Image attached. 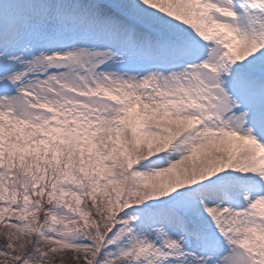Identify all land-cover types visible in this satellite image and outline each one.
<instances>
[{
	"label": "snow or ice",
	"instance_id": "obj_1",
	"mask_svg": "<svg viewBox=\"0 0 264 264\" xmlns=\"http://www.w3.org/2000/svg\"><path fill=\"white\" fill-rule=\"evenodd\" d=\"M0 264H264V0H0Z\"/></svg>",
	"mask_w": 264,
	"mask_h": 264
}]
</instances>
